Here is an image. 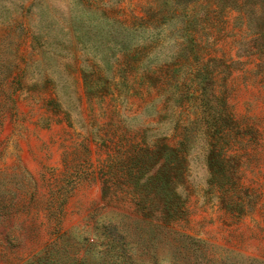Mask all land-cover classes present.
<instances>
[{
  "label": "rangeland",
  "instance_id": "rangeland-1",
  "mask_svg": "<svg viewBox=\"0 0 264 264\" xmlns=\"http://www.w3.org/2000/svg\"><path fill=\"white\" fill-rule=\"evenodd\" d=\"M254 38L230 0H0V264H264ZM162 143L182 210L154 228L128 173Z\"/></svg>",
  "mask_w": 264,
  "mask_h": 264
},
{
  "label": "trees",
  "instance_id": "trees-1",
  "mask_svg": "<svg viewBox=\"0 0 264 264\" xmlns=\"http://www.w3.org/2000/svg\"><path fill=\"white\" fill-rule=\"evenodd\" d=\"M173 1L179 3V0ZM230 4L245 11L248 24L255 35L254 48L264 54V0H230ZM181 160L177 149L162 143L156 151L143 148L142 183H138L140 169L129 171V177L132 180L135 178L133 188L139 189L143 193L138 202L142 205L141 210L143 212L140 220L143 223H147L154 228L167 227L181 215V201L176 194L177 182L181 175V167L178 163ZM153 165L157 167L155 170H153ZM154 210L156 211V216H153ZM112 242L114 243V241ZM118 246H120L118 248L119 251L117 249ZM127 246V244L120 245V242H118L116 245L114 243V245L111 244L110 247L105 248L107 251L104 255L108 256L109 259L114 258V260L106 264H146L145 257H143V263L133 260V255ZM112 248H115V250ZM48 249L50 253L46 254L45 250V252L34 256L27 264H52L56 253L50 248ZM110 251H112L111 254H109ZM76 264L84 263L79 262Z\"/></svg>",
  "mask_w": 264,
  "mask_h": 264
}]
</instances>
